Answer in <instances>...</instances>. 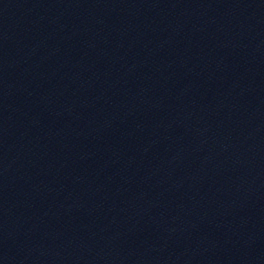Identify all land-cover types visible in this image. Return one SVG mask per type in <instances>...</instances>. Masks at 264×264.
Wrapping results in <instances>:
<instances>
[{
	"label": "water",
	"instance_id": "obj_1",
	"mask_svg": "<svg viewBox=\"0 0 264 264\" xmlns=\"http://www.w3.org/2000/svg\"><path fill=\"white\" fill-rule=\"evenodd\" d=\"M165 123L264 260V0H93Z\"/></svg>",
	"mask_w": 264,
	"mask_h": 264
}]
</instances>
